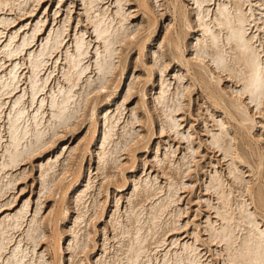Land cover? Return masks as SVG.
I'll use <instances>...</instances> for the list:
<instances>
[{
    "label": "bare ground",
    "instance_id": "obj_1",
    "mask_svg": "<svg viewBox=\"0 0 264 264\" xmlns=\"http://www.w3.org/2000/svg\"><path fill=\"white\" fill-rule=\"evenodd\" d=\"M50 2L0 0V264H264V0Z\"/></svg>",
    "mask_w": 264,
    "mask_h": 264
},
{
    "label": "rangeland",
    "instance_id": "obj_2",
    "mask_svg": "<svg viewBox=\"0 0 264 264\" xmlns=\"http://www.w3.org/2000/svg\"><path fill=\"white\" fill-rule=\"evenodd\" d=\"M71 0H62V11L60 12V13H62V12H65V10H66V6L69 4V2H70ZM74 1V9H73V14H74V24H75V20H76V18L75 17H77V14H78V11H79V8L81 7L80 6V0H73ZM57 2H58V0H51V2H50V10L48 11L47 10V13H48V18L50 19V20H53V17H54V11H55V9L57 8ZM44 8H45V6L42 8V9H40L41 11L40 12H42L43 10H44ZM169 19V16H168V12L167 13H165V15L161 18V22H160V24H162V25H164V20H166V22H167V20ZM163 27V26H162ZM155 43V42H154ZM154 43H150V48H153V47H155L156 46V44H154ZM149 56V55H148ZM147 56V57H148ZM171 69V72L174 70V67L171 65V67L169 68V70ZM134 72V71H133ZM135 72L138 74L139 72H140V70L138 69V70H135ZM172 73H174V71L172 72ZM157 74V73H156ZM159 77V75H157V78ZM153 90V91H152ZM154 91H155V89H152V88H149V90H148V98L151 100L152 99V95H153V93H154ZM198 92L197 91H195V93H194V97L195 98H197V101H202V98H200L199 97V93L197 94ZM199 97V98H198ZM136 99H137V95L136 94H134L133 96H131V98L126 102L127 104V106H128V109H129V107H132L135 103V101H136ZM196 101V102H197ZM196 102H195V104H196ZM114 104H115V102H114ZM113 106H115V105H113ZM203 107H205L204 106V104H203ZM198 117V118H197ZM188 120H192L191 122L193 123V126H194V129L198 132L199 131V133H198V135H201V136H203L204 138L206 137V135L204 134L205 132H204V130H203V115H198V116H195V117H192V118H190V117H188ZM86 122L84 123V124H82L81 125V127H79L78 128V130L75 132V134L72 136V137H77L78 135H81L84 131H85V129H86ZM196 127V128H195ZM201 131V132H200ZM81 132V133H80ZM204 132V133H203ZM203 133V134H202ZM205 135V136H204ZM67 137H68V135H67ZM66 137V138H67ZM71 137V139L73 140L74 138H72ZM164 139V141H163V139ZM167 138H168V140H167ZM173 138V139H172ZM174 138H177V137H175L174 135H172L170 138L167 136V135H163L160 139H161V143H162V146L164 145V144H166L169 140L170 141H172L173 142V144L174 145H180L179 146V148L180 149H183V147H185L186 146V142L184 141V140H179L178 138H177V140L176 139H174ZM159 140V139H158ZM182 142V143H181ZM179 143V144H178ZM182 144V145H181ZM176 145V146H177ZM206 145H204L203 146V150H206L205 152H206V158L207 159H209V156H211V154H213L212 153V151H211V149L209 150L208 148H207V146L205 147ZM95 148V147H94ZM93 148V149H94ZM207 148V149H206ZM153 150H150V151H148V152H146L145 153V155L143 154L141 157H140V160L141 159H144V158H147V159H152V155H153ZM217 154V153H216ZM95 160V159H94ZM94 160L92 159V163L94 162ZM30 163H28V164H26V165H23L24 167H26V171H27V174L23 177V178H21L20 179V182L17 184V188H16V191L17 190H21V187H23V192L19 195V197H18V201H17V203L19 202V203H21L22 202V200H21V198L23 197V196H25V195H28V194H30V192L32 193V195H35V193H36V189H38L39 188V184H38V181H37V175H38V170H36L37 168L33 165H29ZM148 164V165H147ZM147 164H146V169L149 171L150 169H151V164H149V162H147ZM140 166H142V167H140ZM148 166H150V167H148ZM36 169H35V168ZM23 168V167H22ZM34 168V169H33ZM140 169V170H139ZM142 169H143V164H142V162L140 161V163H139V167H138V171H142ZM33 172V173H32ZM29 173V174H28ZM36 173V174H35ZM35 175V176H34ZM35 179H34V178ZM22 180V181H21ZM34 181V182H33ZM37 181V182H36ZM37 185V186H36ZM32 186V187H31ZM33 189V190H32ZM198 192H199V190H198ZM197 192V189H196V193H198ZM196 193H194L192 196H195L196 195ZM187 195L185 194V197H186ZM190 196V194L185 198V199H187L188 197ZM16 203V204H17ZM67 264H68V262H67Z\"/></svg>",
    "mask_w": 264,
    "mask_h": 264
}]
</instances>
